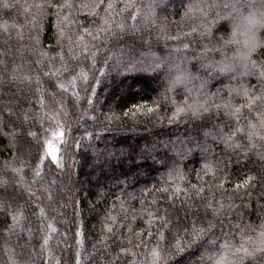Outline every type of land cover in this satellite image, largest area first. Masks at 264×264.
<instances>
[{
	"label": "trees",
	"instance_id": "trees-1",
	"mask_svg": "<svg viewBox=\"0 0 264 264\" xmlns=\"http://www.w3.org/2000/svg\"><path fill=\"white\" fill-rule=\"evenodd\" d=\"M253 2L0 0V264H264Z\"/></svg>",
	"mask_w": 264,
	"mask_h": 264
},
{
	"label": "clouds",
	"instance_id": "clouds-1",
	"mask_svg": "<svg viewBox=\"0 0 264 264\" xmlns=\"http://www.w3.org/2000/svg\"><path fill=\"white\" fill-rule=\"evenodd\" d=\"M231 31L230 42L235 45L236 52L232 60L241 63L248 59L254 46H264V0H254L247 10L239 9L229 21ZM222 70L228 71L232 67L231 62H222ZM174 83L179 86L183 83L181 77H177Z\"/></svg>",
	"mask_w": 264,
	"mask_h": 264
},
{
	"label": "snow or ice",
	"instance_id": "snow-or-ice-1",
	"mask_svg": "<svg viewBox=\"0 0 264 264\" xmlns=\"http://www.w3.org/2000/svg\"><path fill=\"white\" fill-rule=\"evenodd\" d=\"M5 7L7 6L6 4L4 5ZM179 111V110H178ZM57 137H62V133H60V132H58L57 133ZM52 161L54 162V163H57V165L59 166V160H58V158H57V156L56 155H52ZM37 175H39V173H37ZM245 183H247V182H245ZM17 219V221H18V217L16 218Z\"/></svg>",
	"mask_w": 264,
	"mask_h": 264
}]
</instances>
